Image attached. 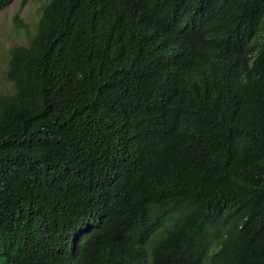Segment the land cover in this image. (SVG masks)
<instances>
[{"label": "trees", "instance_id": "obj_1", "mask_svg": "<svg viewBox=\"0 0 264 264\" xmlns=\"http://www.w3.org/2000/svg\"><path fill=\"white\" fill-rule=\"evenodd\" d=\"M43 9L0 64V264H264V0Z\"/></svg>", "mask_w": 264, "mask_h": 264}, {"label": "rangeland", "instance_id": "obj_2", "mask_svg": "<svg viewBox=\"0 0 264 264\" xmlns=\"http://www.w3.org/2000/svg\"><path fill=\"white\" fill-rule=\"evenodd\" d=\"M47 0H14L12 5L0 12V64L13 45H26L36 31L40 9ZM0 69V71L3 70ZM0 87L11 89L3 76Z\"/></svg>", "mask_w": 264, "mask_h": 264}, {"label": "clouds", "instance_id": "obj_3", "mask_svg": "<svg viewBox=\"0 0 264 264\" xmlns=\"http://www.w3.org/2000/svg\"><path fill=\"white\" fill-rule=\"evenodd\" d=\"M14 2V0H3V1H1L0 0V12H2V11H4L5 9H7L8 7H10L11 5H12V3ZM48 2V0L46 1V3ZM45 3V4H46ZM44 6V5H43ZM43 6L41 7V9H40V16H39V18H38V22H39V19H40V17H41V14L43 13ZM38 22H37V26H36V31H37V27H38ZM36 31H35V33H36ZM35 33H34V35H35ZM33 35V36H34ZM32 36V37H33ZM31 37V38H32ZM20 46H22V45H20Z\"/></svg>", "mask_w": 264, "mask_h": 264}]
</instances>
